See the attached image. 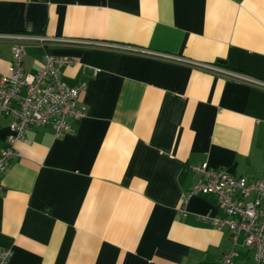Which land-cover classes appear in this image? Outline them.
Here are the masks:
<instances>
[{
  "label": "crops",
  "instance_id": "0c3cea01",
  "mask_svg": "<svg viewBox=\"0 0 264 264\" xmlns=\"http://www.w3.org/2000/svg\"><path fill=\"white\" fill-rule=\"evenodd\" d=\"M98 40L219 65L264 79V0H0V33ZM72 60L63 82L85 85L81 119L55 137L33 126L0 182V250L8 264H252L233 246L214 196H188L207 162L264 181V89L151 54L65 41L24 47ZM11 44L0 40V76ZM10 118L0 115V150ZM184 209V213L180 212ZM241 241V240H240Z\"/></svg>",
  "mask_w": 264,
  "mask_h": 264
},
{
  "label": "built area",
  "instance_id": "2783aa9c",
  "mask_svg": "<svg viewBox=\"0 0 264 264\" xmlns=\"http://www.w3.org/2000/svg\"><path fill=\"white\" fill-rule=\"evenodd\" d=\"M0 40L10 42L12 50L9 73L0 76V115L10 118L5 146L0 150V178L7 163L19 156L15 144L24 138L28 128L50 126L54 136L58 137L69 128L70 118L81 119L86 115V107L78 103L79 94L85 89V85L71 87L61 78L60 66L69 64L72 60L46 53L40 70L27 73L22 64L24 47L27 44L43 46L50 41H65L81 46L162 56L264 89V79L246 73L215 64L154 53L128 44L98 40H63L33 33L29 26L21 33H0ZM190 170L196 175V180L188 196L197 193L214 196L217 206L226 214L224 218L211 217L214 226L229 230L233 246L241 245L251 250L252 264H264V181L235 177L224 169L209 167L207 162L192 165ZM1 189L0 182V191ZM180 212L184 213V209H180ZM236 254L233 247L223 252L214 264H230ZM10 256L9 249H1L0 264H8Z\"/></svg>",
  "mask_w": 264,
  "mask_h": 264
}]
</instances>
